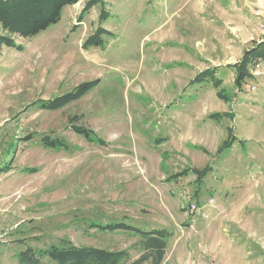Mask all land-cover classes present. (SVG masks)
I'll list each match as a JSON object with an SVG mask.
<instances>
[{"label":"rangeland","instance_id":"374dc122","mask_svg":"<svg viewBox=\"0 0 264 264\" xmlns=\"http://www.w3.org/2000/svg\"><path fill=\"white\" fill-rule=\"evenodd\" d=\"M88 1L2 48L0 264L71 244L127 264L139 228L167 231L162 264H264V62L234 67L264 0Z\"/></svg>","mask_w":264,"mask_h":264},{"label":"trees","instance_id":"16d2710c","mask_svg":"<svg viewBox=\"0 0 264 264\" xmlns=\"http://www.w3.org/2000/svg\"><path fill=\"white\" fill-rule=\"evenodd\" d=\"M78 1L0 0V55L4 45L19 47L16 44L15 35L30 37L40 33L51 25L58 23L64 8L76 4ZM96 2L98 0H89L84 12L89 10L91 5ZM261 62H264V37L254 40L251 46L244 51L241 60L234 65L237 71L236 81L241 84L243 80L252 76L254 69ZM95 84V81L83 82L69 93L44 101L43 106L52 109L61 108L67 103L82 97ZM78 130L83 131L84 129L78 128ZM10 169H12V165L1 167L0 173L7 172ZM100 227L105 230L132 229L131 225L123 222ZM138 232L143 237L141 244L144 250L138 258L127 264H162L167 252V231L164 228L155 230L139 228ZM43 253L48 255L56 264H120L124 258L129 256L127 250H110L96 246H77L73 244L68 246L56 245L45 251L39 250L40 255ZM40 255L35 256L31 247L21 253V261L34 264L37 262L36 258Z\"/></svg>","mask_w":264,"mask_h":264},{"label":"built area","instance_id":"2783aa9c","mask_svg":"<svg viewBox=\"0 0 264 264\" xmlns=\"http://www.w3.org/2000/svg\"><path fill=\"white\" fill-rule=\"evenodd\" d=\"M193 208H194V206H193Z\"/></svg>","mask_w":264,"mask_h":264}]
</instances>
